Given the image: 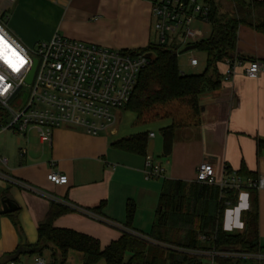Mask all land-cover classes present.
Listing matches in <instances>:
<instances>
[{"label": "crops", "instance_id": "obj_1", "mask_svg": "<svg viewBox=\"0 0 264 264\" xmlns=\"http://www.w3.org/2000/svg\"><path fill=\"white\" fill-rule=\"evenodd\" d=\"M0 9L8 31L22 41H49L59 33L121 51L143 49L155 42L149 0H0ZM194 25L206 36L209 23L196 20ZM236 53L242 64L235 67L229 79V64L225 60L218 64L222 87L202 94L200 112L191 121L178 122L174 114L139 119L135 112L123 108L111 130L97 135L81 128L63 127L53 131L49 143L41 141L35 130L23 135L0 131V258L15 254L23 242L38 241V226L53 202L69 208L55 218V228L89 235L105 248L127 230L130 202L136 208L133 231L150 232L165 178L197 182V168L203 162L214 165L217 180L223 177L225 168L238 170L243 164L264 175V152L257 157L256 142L264 139V72L257 78H250L245 72L249 61L264 62V34L241 26ZM188 65L192 67L189 61ZM126 112L133 114L131 129H122ZM172 123H176L173 148L165 156L161 128ZM144 133L148 135L146 154L113 145ZM23 149L25 154L21 155ZM146 155H151L161 167L160 177L146 179ZM51 172L67 176V182H51ZM257 193L260 229L264 189ZM5 195L16 203L17 211L12 215L18 217L22 236L11 212L2 213ZM239 199V204L251 208L249 190L241 191ZM100 205L101 212L95 211ZM224 225L230 231L225 221ZM37 258L50 264L51 250L42 255L20 254L15 262L35 264ZM66 264H82L81 254L71 251Z\"/></svg>", "mask_w": 264, "mask_h": 264}, {"label": "trees", "instance_id": "obj_2", "mask_svg": "<svg viewBox=\"0 0 264 264\" xmlns=\"http://www.w3.org/2000/svg\"><path fill=\"white\" fill-rule=\"evenodd\" d=\"M202 1L209 6L208 23L211 32L193 44L206 54L203 72H182L178 65L179 49L176 46L153 42L143 49L125 50L134 54L146 53L151 58L150 65L140 72L131 99L124 107L135 112L139 119L150 115L148 111L156 106L174 101H180L194 113H199L202 94L222 87L223 77L218 64L227 57L240 58L236 53L239 28L247 26L264 34V0ZM224 2L228 7L224 8ZM2 124L3 119L0 118V127ZM175 129L176 123L161 128L165 156L172 151ZM256 142L259 158L264 152V139L259 138ZM113 145L126 151L146 154L148 135L144 133L123 138ZM228 172L245 178L258 177L245 164L238 170L228 167ZM248 190L252 206L243 213V229L231 232L226 230L224 219L226 210L238 204L239 190L165 178L150 232L133 231L136 208L130 202L125 223L127 230L105 248L101 247L99 240L89 235L71 229L55 228V218L69 211V208L53 202L46 218L38 226V241L19 246L15 253L23 249L24 255H42L45 250H51L50 264H66L71 251L81 254L82 264H97L100 261L105 264H203L200 257L189 254L187 250L211 247L238 246L243 250L264 253V247L259 241L258 193L256 189ZM7 199L16 206L8 195L4 196L3 202ZM102 206L95 211L101 212ZM14 212L10 214L22 236L18 217L12 215ZM201 234L215 235V240L202 242L199 239ZM216 264H264V260L218 257Z\"/></svg>", "mask_w": 264, "mask_h": 264}, {"label": "built area", "instance_id": "obj_3", "mask_svg": "<svg viewBox=\"0 0 264 264\" xmlns=\"http://www.w3.org/2000/svg\"><path fill=\"white\" fill-rule=\"evenodd\" d=\"M152 5L154 28L159 43L167 44L177 35L182 44L191 45L204 36L195 27L200 20L208 23L209 6L202 0H149ZM0 9V105L8 112L0 130H12L26 134L35 130L41 141L51 142L53 131L59 128H81L97 135L110 131L117 122L119 111L130 101L140 72L151 63L148 54H134L94 43H86L56 33L49 41L38 42L36 49H26L6 28ZM35 60L37 66L31 83L27 77ZM189 64L195 67L199 59L189 56ZM230 71L242 64L237 56L225 58ZM250 78L264 72V62L249 61L245 69ZM30 88L27 97L14 109L9 103L20 91ZM150 136H154L153 133ZM25 150L21 151V155ZM162 175L161 167L151 155H146L145 177L151 179ZM48 179L56 184L67 182V176L51 172ZM196 181L217 185L220 189H236L240 193L248 189H264V175L256 179L229 173L225 168L220 180L216 178L213 164L198 165ZM202 242H212L215 235L201 234ZM187 252L200 257L203 264H216L218 257L229 259L264 260L263 252L243 250L238 246L190 249ZM6 264H16L15 261ZM35 264H45L37 258Z\"/></svg>", "mask_w": 264, "mask_h": 264}, {"label": "rangeland", "instance_id": "obj_4", "mask_svg": "<svg viewBox=\"0 0 264 264\" xmlns=\"http://www.w3.org/2000/svg\"><path fill=\"white\" fill-rule=\"evenodd\" d=\"M226 7H228V4L224 2V8H226ZM5 16L8 18L9 14H6ZM5 26L8 29L6 24H5ZM210 29H211V27L209 25H207L206 32H205L206 36L208 35V32L210 31ZM154 34H155L154 35L155 36V43H159V41H160L159 40V34H158V31L156 29L154 30ZM173 37H174V39L172 41L169 40L167 45L176 46L179 49L178 51L180 52L181 50H183L186 47V45L182 44V42L177 37V35H173ZM18 40L23 44V46L26 49H29V50L36 49L38 42H41L39 39H36V40L34 39L33 41H22L20 39H18ZM193 54L199 59V65L196 68H192L188 65L189 56L193 55ZM178 65H179V68L181 69V71L186 73V74L201 73L204 71V69L206 67V54L197 48H195L191 51H188V52L178 54ZM29 90H30V88L28 87V88L20 91L19 94L17 95L16 99L9 103V106L16 109L17 105L20 104L27 97V95H28L27 92ZM210 91H213V90H207L206 92H210ZM148 113L151 116L155 115V114H158L160 116L166 115V114H171V115L174 114L175 117L178 119V122L191 121L192 119H194L196 117L195 115L197 114V113H194L186 104H184L180 101H174V102L166 104V105H158L153 110L148 111ZM132 115L133 114L131 112L124 113L123 121H122V129L123 128L131 129L132 128L130 126V121H131L130 119L133 117ZM7 117H8V112L5 110V108L2 105H0V118L3 119V124L6 122ZM133 130H136V128H134ZM0 131H2V130H0ZM8 131H12V130H8ZM120 134H122V133H120ZM246 210L247 209L245 207V204L244 203L239 204V201H238L237 207H235V205L230 206L229 211L226 210L227 213H226L225 219H224L227 229H230L231 232H238L241 229H243V213ZM240 213H241V216H240ZM260 222H261V224H260V229H259V241H260V245L262 247H264V220L262 221V219H261ZM101 263L103 264L104 262L101 261Z\"/></svg>", "mask_w": 264, "mask_h": 264}, {"label": "water", "instance_id": "obj_5", "mask_svg": "<svg viewBox=\"0 0 264 264\" xmlns=\"http://www.w3.org/2000/svg\"><path fill=\"white\" fill-rule=\"evenodd\" d=\"M195 48H196V46L194 44L187 45L183 50H181L179 52V54L191 51ZM36 66H37V61L35 60L34 66H33L32 70H31V72L28 75L27 80H26L28 83H31V81L33 79V75L35 73ZM3 206H4V210L2 211V213H9V212H13V211L17 210V207L15 205H13V203L8 199L3 202ZM25 243L26 242H23V244H25ZM22 253H23V249H20L17 253H15L13 255H4L3 257L0 258V264H6L8 262L15 261L19 257V255Z\"/></svg>", "mask_w": 264, "mask_h": 264}, {"label": "snow or ice", "instance_id": "obj_6", "mask_svg": "<svg viewBox=\"0 0 264 264\" xmlns=\"http://www.w3.org/2000/svg\"><path fill=\"white\" fill-rule=\"evenodd\" d=\"M2 37H0V42H2ZM0 56H2V49H0Z\"/></svg>", "mask_w": 264, "mask_h": 264}]
</instances>
